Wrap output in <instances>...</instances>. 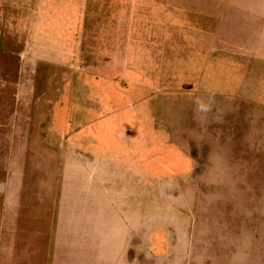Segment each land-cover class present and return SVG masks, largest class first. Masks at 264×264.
I'll return each mask as SVG.
<instances>
[{
	"label": "rangeland",
	"instance_id": "1",
	"mask_svg": "<svg viewBox=\"0 0 264 264\" xmlns=\"http://www.w3.org/2000/svg\"><path fill=\"white\" fill-rule=\"evenodd\" d=\"M259 1L0 0L1 254L46 217L76 150L120 198L150 194L135 260L264 264Z\"/></svg>",
	"mask_w": 264,
	"mask_h": 264
},
{
	"label": "crops",
	"instance_id": "2",
	"mask_svg": "<svg viewBox=\"0 0 264 264\" xmlns=\"http://www.w3.org/2000/svg\"><path fill=\"white\" fill-rule=\"evenodd\" d=\"M262 5L260 2V7L254 9L256 28L264 27ZM64 157L58 202L52 200L45 218L32 221L31 235L14 231L13 241L6 248L8 253L0 252V263L152 264L134 259L132 224L150 214V194L143 191L139 198L134 193L120 198L116 192L119 183L104 180L97 154L83 155L71 150ZM140 198L142 202L138 201ZM103 221L106 227L101 226ZM10 235L6 234L5 239Z\"/></svg>",
	"mask_w": 264,
	"mask_h": 264
},
{
	"label": "clouds",
	"instance_id": "3",
	"mask_svg": "<svg viewBox=\"0 0 264 264\" xmlns=\"http://www.w3.org/2000/svg\"><path fill=\"white\" fill-rule=\"evenodd\" d=\"M195 103V111L203 114L198 122L203 123L206 120L207 114L212 112L214 101L211 96H209L208 100L197 97L194 101Z\"/></svg>",
	"mask_w": 264,
	"mask_h": 264
}]
</instances>
